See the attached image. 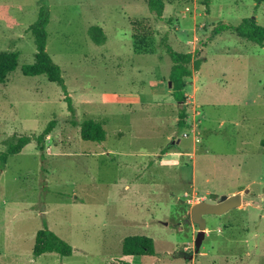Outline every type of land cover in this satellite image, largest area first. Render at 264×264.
Returning <instances> with one entry per match:
<instances>
[{
	"label": "rangeland",
	"instance_id": "obj_1",
	"mask_svg": "<svg viewBox=\"0 0 264 264\" xmlns=\"http://www.w3.org/2000/svg\"><path fill=\"white\" fill-rule=\"evenodd\" d=\"M164 1L159 19L146 0H0V52L19 53L0 84V158L14 137L37 136L56 121L44 153L33 142L3 170L0 159V264H264V47L213 34L223 21L264 26V0ZM43 6L47 52L62 68L74 113L57 84L22 73L36 60L30 26ZM95 25L104 46L87 34ZM165 43L199 50L204 61L187 79L184 132ZM86 120L104 125V143L81 138ZM171 143L188 164L182 177L193 169L189 181L158 165ZM237 194L239 207L205 216L197 251L199 228L185 224L192 207ZM44 222L72 256H33ZM136 235L154 240L155 257L123 256V240Z\"/></svg>",
	"mask_w": 264,
	"mask_h": 264
},
{
	"label": "trees",
	"instance_id": "obj_2",
	"mask_svg": "<svg viewBox=\"0 0 264 264\" xmlns=\"http://www.w3.org/2000/svg\"><path fill=\"white\" fill-rule=\"evenodd\" d=\"M149 12L159 19L163 18L166 3L164 0H146ZM50 23V13L47 6L40 8L38 18L30 26V31L34 37L36 45V60L33 64L24 65L22 73L25 76L36 77L46 76L49 82L57 84L64 95L68 108L74 113L73 101L69 95L68 88L63 77L62 68L56 64L47 52L48 25ZM213 34L220 35L224 32L236 35L240 39L252 42L260 47H264V26H261L256 19H243L238 25L227 24L224 21L218 25H213ZM138 29L140 28L137 27ZM87 34L89 38L98 46H104L107 42V35L103 28L91 26ZM165 51L172 62L170 79L172 87V97L177 102L179 108V119L177 128L180 132L187 129V79L192 78L194 73L201 70L203 58L200 51L178 52L169 43H165ZM19 53L14 51L0 52V84H4L8 77L18 68ZM56 121L51 120L43 132L39 135H22L14 137L7 143V150L1 155V168H5L7 158L11 155L20 154L29 144L36 142L38 150L44 153L45 140L53 132ZM81 138L88 142L104 143L107 139V131L104 125L93 120H86L81 124ZM264 147V140L261 142ZM169 145L163 149L161 154H166L173 149ZM57 254L61 257H69L73 254V247L61 239L55 232L51 231L47 222H44V228L37 232L33 256L38 258L44 254ZM122 254L128 258L155 257L157 255L155 242L152 238L144 235L129 236L123 240ZM108 264H131L127 261Z\"/></svg>",
	"mask_w": 264,
	"mask_h": 264
},
{
	"label": "water",
	"instance_id": "obj_3",
	"mask_svg": "<svg viewBox=\"0 0 264 264\" xmlns=\"http://www.w3.org/2000/svg\"><path fill=\"white\" fill-rule=\"evenodd\" d=\"M169 87H172L171 82H169ZM241 203L242 195L237 194L230 197L223 196L220 202L213 200L201 201L192 207L190 218L185 220V224H195L199 228V232L195 240V247L197 251L201 248L203 241L206 238L207 222L205 216L224 215L229 211L239 207Z\"/></svg>",
	"mask_w": 264,
	"mask_h": 264
},
{
	"label": "crops",
	"instance_id": "obj_4",
	"mask_svg": "<svg viewBox=\"0 0 264 264\" xmlns=\"http://www.w3.org/2000/svg\"><path fill=\"white\" fill-rule=\"evenodd\" d=\"M171 144L174 146V143H171ZM158 158H159V161H158L159 167H163L169 170L177 169L181 177H182V171H184L187 168L186 165H188V164L182 163V153H180L178 150L168 151L166 154L159 155ZM192 176H193V169L191 168V173L188 174L187 177H185V179L183 177L182 178L186 181H189L190 179H192ZM125 258H128V257H125ZM134 258H139V257H134Z\"/></svg>",
	"mask_w": 264,
	"mask_h": 264
}]
</instances>
